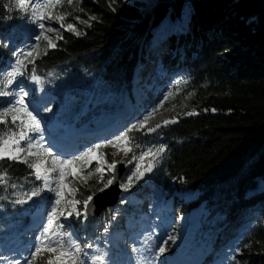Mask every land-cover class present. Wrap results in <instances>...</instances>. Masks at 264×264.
<instances>
[{"label": "trees", "instance_id": "trees-1", "mask_svg": "<svg viewBox=\"0 0 264 264\" xmlns=\"http://www.w3.org/2000/svg\"><path fill=\"white\" fill-rule=\"evenodd\" d=\"M56 9L94 18L79 35L61 31L57 47L35 60V72L52 80L50 87L60 95V87L79 78L95 81L96 95L117 91L130 84L133 69L147 54L156 68L164 67L163 78L187 77L182 85L197 104L194 114L150 134L130 133L139 148L152 141L165 149L144 189L199 191L195 205L205 203L203 222L210 220L217 230L213 252L227 250L213 257L223 255L220 264H264V0H154L145 10L139 1L74 0ZM165 17L171 24L156 33ZM21 18L12 0H0V72L12 55L10 28ZM5 100L0 98V106ZM93 170L92 164L85 172ZM4 173L0 215L32 210L35 199L15 201H25L41 181L18 161L0 160ZM75 186L82 203L103 185L88 177ZM107 213H82L74 226L80 228L85 218L89 234L97 236L110 224Z\"/></svg>", "mask_w": 264, "mask_h": 264}, {"label": "rangeland", "instance_id": "rangeland-1", "mask_svg": "<svg viewBox=\"0 0 264 264\" xmlns=\"http://www.w3.org/2000/svg\"><path fill=\"white\" fill-rule=\"evenodd\" d=\"M125 1L130 3L139 1L142 10L150 8L154 3V0ZM12 2L16 6L15 0H12ZM52 14L55 16L61 13L55 9ZM77 17L79 19H77ZM90 17L91 16H89L86 12L76 15L69 14L66 16L65 21L73 23L76 26V31L79 32L82 27L89 24ZM81 21H84V23ZM44 23L46 27L50 26L58 29V31L46 33L55 42L57 41L56 36L58 34L60 35L61 31L76 34V32L61 29L59 23L54 20L45 21ZM170 24V18L165 17L158 25L156 33L162 31ZM39 31L40 29L36 27V25L31 24L25 18L19 19L12 25L9 31L8 40L11 45L12 55L6 60V64L3 66L2 71L8 69L9 66L14 63L16 59L13 55L14 52H17L18 50H27L32 44L36 43L32 37L38 34ZM47 49H49L47 48V41H41L39 48L40 55L37 56L36 53H33L32 57L25 58L24 53L21 52V58L24 59L25 64H27L28 74L31 75V69L33 67L32 64H28V59H34L35 67V60L44 54ZM145 57V61H142L145 63L141 64L142 62L140 61L133 69L129 85L121 86V88L117 91L104 92L97 95L94 94L93 88L95 81L90 82L86 78H79L66 82L59 90L62 95L57 93V88L55 86L54 88L50 87L52 86V80L46 81L47 85L51 89H45V86L42 88V86L37 85L35 92H33L34 94H32L30 89L34 83L27 77L24 78V85L29 93L25 98V102L28 103L30 109H34V114L37 115V118L41 121V127L44 129H53L52 131L56 132V135L65 133L72 125L75 126L77 131H79L80 136L76 139L77 148L71 151V153H68V155H61L65 156V158L71 155H79L80 153L87 151L88 148L95 147L96 144H101L105 140L113 139L114 136L119 135L122 131H126L133 124H136L139 120L143 119L148 112H150L153 108H156L157 105L164 100V96L169 92L171 95L168 96V99L164 101L158 110L149 118L146 122V126L142 129H135V131L142 134H150L159 128L156 127L157 125H160V127L165 125V120L171 121L174 119L176 121L183 114H194L196 112L197 104L195 103L193 97L190 94L185 93L183 90L182 84L185 80H187V77L181 74H174L163 78V72L165 70L164 67L158 64L159 67L156 68V66L153 65V59L151 60L150 55L147 54ZM137 92H140L138 98H136L135 95ZM125 102H128L130 107L134 106L135 111L139 115L125 122L119 128L118 134L113 133L99 137L94 135V133L90 136L83 134V131L88 129L87 124L90 121H92L90 123H94L99 119L112 118L115 113L121 111ZM76 106H78V110L71 114L72 108ZM45 108L50 109V111H45ZM126 111V115L133 116V109L128 107V110ZM62 112H68L70 116L65 117L63 115H59ZM46 115L50 118L49 122L46 121L47 118L45 119ZM149 128H153L155 130L149 132ZM49 133H51L49 136H52V132ZM33 135L37 134L34 133ZM43 142L51 147L47 138H45ZM147 148H153L155 150L158 146L152 141H149L145 143L143 147L133 150L138 156L141 150H145ZM53 151L56 152L54 149ZM100 151L105 153L103 160H106L108 163L111 162L108 161L107 155H111L113 160L117 161V164L121 161L131 159V155L126 157L124 151L117 146H108L100 149ZM148 159L149 158H146L145 161H142L141 163L146 164ZM103 160L101 163H103ZM157 161L155 162V166L157 165ZM31 162L35 163L36 158H31ZM136 163L137 161H133L131 164L126 162L123 163V171L119 180V186L122 183L127 182V177L132 175L133 171H135ZM92 164L94 165V170L92 172V176L89 178L94 180L95 183L103 185V182H106L108 178L113 176V173H109L105 170L104 180L101 181L100 174L95 172V168L98 166L96 161L93 160ZM155 166L153 168H155ZM89 167L90 165L85 166L83 170L86 168L88 169ZM87 173V171H81L80 176L87 179ZM69 180L70 186L76 189L75 184L80 181H84L85 179H72L70 177ZM147 180L141 182L140 190H135V187L139 184L138 180H135L127 191L120 187L121 191L117 202L114 205L108 206L101 212L102 215L105 214V212H109L107 215H109L110 224H106L108 227H106L105 230L97 236L89 234L85 218H82L83 225L80 229H77L74 226V222L77 219L75 214L68 219H64L63 217L61 218L60 223L64 225V231L72 232L74 236L79 238L81 245H92L91 248L85 249L88 253L87 258L89 259V262L92 257L100 256L103 258L102 262H104V264H126L131 254L136 256V239L138 238L134 236L133 232L135 230H138L139 232V227L135 228L133 224L142 219L144 221V227L140 230V232H144L145 228L151 226V223L154 228L160 232L157 246L158 253L161 245L166 248V251L162 253L165 257L169 250L175 252L172 256L168 254L166 257L167 264H171L170 261H172V259H179L177 261L180 264L181 260H184L187 255H190V257L194 258V261H198L199 264H220L222 261L221 256L223 255L217 259H215V256L222 254L223 252L226 253L227 250H218L217 255L213 253L217 230L213 225H211L210 220L203 222L204 218L208 215V209L205 203L203 202L197 206L195 205L199 197V191L183 189L178 190L177 188L161 190L160 188L153 186L150 187L149 190H145L144 186L146 185ZM53 187H55V184H53ZM30 194L31 193H29L25 198V201L31 203L35 199L33 206L39 205L40 211L44 209L46 210V213L42 216L40 219L41 222L38 223L39 225L35 229L29 227L28 223L35 215H39L40 211L34 212L33 210L29 211V209H25L21 212V214L5 213L0 215V264H6L7 262L8 264H16L17 261H19V264H27V259L30 257L31 251L34 250L36 238L41 235L43 225L47 223V211L51 210L52 202L55 200L54 192L45 190L41 192L39 196L28 199ZM74 195L75 192L68 193L67 198L69 200L75 199ZM190 206L193 207L186 212H183V210L178 211L179 207L186 209ZM159 208L162 210L164 209L161 215L157 214ZM78 209L81 213L85 212L83 203L80 204ZM196 210L200 213L198 219H188L189 221L185 222L187 217H191L190 215L194 212L196 213ZM65 216H67V212L65 213ZM86 216H88L87 209ZM86 216L84 215V217ZM169 218H172L170 223L171 234L167 233L166 227V223ZM118 223H120L121 226H116ZM190 227H196L197 230L194 232L186 231ZM128 230H130V233L127 232ZM183 235L189 236L185 242L191 238V247H188L189 244H183L181 247L179 246V241L183 240V238L185 239ZM213 255L215 256L213 257ZM99 263H101V261L96 262V264ZM172 264L174 263L172 262Z\"/></svg>", "mask_w": 264, "mask_h": 264}, {"label": "snow or ice", "instance_id": "snow-or-ice-1", "mask_svg": "<svg viewBox=\"0 0 264 264\" xmlns=\"http://www.w3.org/2000/svg\"><path fill=\"white\" fill-rule=\"evenodd\" d=\"M73 2L74 0H15L22 18L36 25L40 31L32 37L36 43L32 44L27 50L14 52L13 55L16 57L14 63L8 69L0 72V98H10L4 101L6 106H0V125L3 126V130H0V160L7 159L24 163L32 170L31 174H34L35 179L42 181V187L34 189L28 199L39 196L45 190L54 192L55 194L51 210L47 211V223L43 225L41 235L36 238L34 250L31 251L27 264H33L38 259L40 264H96L97 261H101L102 264L103 258L100 256L92 257L89 262L87 258L88 253L85 249L91 248L92 245H81L79 238L74 236L72 232L64 231V225L60 223L62 217L68 219L73 214L77 217L82 215L77 207V205L81 204V201L77 199L69 200L67 198L68 193L78 191V189L70 186L69 178L86 179L80 176V172L85 166L91 165L93 160H95L98 165L95 168V172L100 174V180L103 181L105 170L109 173L115 172L117 161L113 160L111 163H108L106 160H103L105 153L101 152L100 149L108 146H117L124 151L126 157L131 155V159L121 161V163L126 162L131 164L133 161H137L135 171L127 177L126 183L120 185L123 190L127 191L135 180L141 179L146 172H150L153 169L158 157L165 151L163 146L155 150L147 148L141 150L137 156L133 149L139 148L140 145L134 143V138L130 133L134 129H142L146 126L149 118L171 95L170 92L164 96V100L156 108H153L143 119L133 124L126 131L120 132L113 139L105 140L101 144H96L95 147L88 148L87 151L79 155H71L65 158V156L54 152L52 147L46 145L43 142L42 135H33L34 133H41V121L34 114V109H30L28 103L25 102V98L29 93L25 88L24 78L27 77L34 84H40L41 77L35 74L34 59H28V64L33 65L31 75H28L27 64L21 58V52L24 53L25 58L32 57L33 53H36L37 56L40 55L39 48L41 41H47V48L49 49L57 47L55 41L46 33L58 31V29L50 26L46 27L45 21L54 20L59 23L61 29L73 31L79 35L80 33L76 31V26L73 23H64L68 13L61 12V14L55 16L52 14L57 7L62 8L65 3L72 5ZM8 10L12 11L13 9L9 7ZM77 19L79 18L77 17ZM90 19L94 18L90 17ZM81 22L84 23V21ZM60 39H63V36L58 34L56 40ZM44 54L46 55L47 53L45 52ZM44 110L50 111L47 108ZM187 114L191 115L193 113ZM174 122V119L171 121L165 120L164 124L167 125ZM156 127L158 128L160 125ZM154 130L153 128L148 129L149 132ZM33 157L36 158L35 163L31 162V158ZM146 158H149L147 163L142 164L141 162L145 161ZM102 160L103 163H101ZM92 174L89 171L87 177H91ZM5 176L6 173L0 175V183L6 182ZM114 180V176L108 178L106 182H103V186L97 190L104 191L114 183ZM53 184H55V187H53ZM94 195L95 193L82 201L85 209L83 215L85 216L86 209L93 200ZM25 202L19 199L15 201V203ZM66 212L67 216H65ZM165 251L166 248L161 245L159 253L162 254ZM16 264H19V261Z\"/></svg>", "mask_w": 264, "mask_h": 264}, {"label": "bare ground", "instance_id": "bare-ground-1", "mask_svg": "<svg viewBox=\"0 0 264 264\" xmlns=\"http://www.w3.org/2000/svg\"><path fill=\"white\" fill-rule=\"evenodd\" d=\"M145 62H142L141 64H143ZM153 72V71H152ZM145 81V80H144ZM142 83V82H141ZM140 83V84H141ZM136 84H137V80H136ZM139 84V85H140ZM138 87V86H137ZM141 87V86H140ZM136 98L139 97L140 92H137ZM130 102V100H129ZM128 107L134 110V114L133 116L130 115H126L128 110ZM135 107H130V105L128 104V102L124 103L123 107L121 108L120 112L115 113V115L112 118H105V119H99L98 121L94 122V123H90L92 121H90L87 125H88V129H89V133L94 135L99 136H106L108 134H118L119 133V128L127 121L131 120L132 118H135V116L139 115L137 114V112L134 109ZM125 109V110H124ZM124 110V111H123ZM130 116V117H129ZM79 131L76 130L75 126H70L65 133L61 134V135H57L51 142L50 145L51 147L58 153L63 154V155H68V153H71V151L75 150L77 148L76 143H77V138L79 137ZM164 209L162 210L161 208L158 209L157 214L161 215L163 213ZM147 212V211H146ZM199 211L196 210V213L194 212L192 215H190L191 217H187V220H185V222H188V219H198L199 217ZM35 215L31 221H29L28 226L31 227L32 229H35L41 222V220L38 218V216ZM172 221V218H169L167 220L166 223V227H167V233L171 234V228H170V223ZM133 226L139 227V232L138 230H135L133 232L134 236L138 239H140V230L143 229L144 227V221L142 219L138 220L136 223L133 224ZM123 227H124V223H123ZM147 229V228H145ZM148 230V229H147ZM196 229V227H190L188 228L186 231H192L194 232ZM127 232L130 233V230H128ZM194 234V233H192ZM190 235V234H188ZM188 235H183V237H185V239L183 238V240L179 241V246L181 247L183 244H189L188 247H191L190 242H191V238L185 242V240L189 237ZM111 238V237H110ZM128 241V240H127ZM217 243V242H216ZM18 247V246H17ZM214 253V252H213ZM180 258V257H179ZM179 259H172V261H170V263L172 264V262L174 264H179L178 261ZM101 264V263H99ZM102 264H104V262H102ZM180 264H199V262L194 261V258H191L190 255L185 256L184 260H181Z\"/></svg>", "mask_w": 264, "mask_h": 264}, {"label": "water", "instance_id": "water-1", "mask_svg": "<svg viewBox=\"0 0 264 264\" xmlns=\"http://www.w3.org/2000/svg\"><path fill=\"white\" fill-rule=\"evenodd\" d=\"M152 170L150 172H146L145 175L138 180L139 184L135 187V190H140L141 182H144L151 176ZM122 171L123 163L119 162L117 164L115 172H113V176L115 177L114 183L102 192L98 190L95 192L93 200L89 203V206L87 208V214L89 216L97 217L108 206L114 205L117 202L119 193L121 191L119 180Z\"/></svg>", "mask_w": 264, "mask_h": 264}]
</instances>
